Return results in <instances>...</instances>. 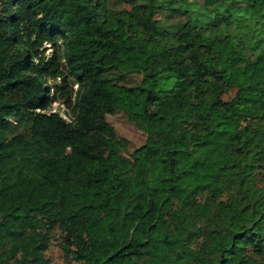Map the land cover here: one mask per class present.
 Segmentation results:
<instances>
[{
  "label": "trees",
  "instance_id": "trees-1",
  "mask_svg": "<svg viewBox=\"0 0 264 264\" xmlns=\"http://www.w3.org/2000/svg\"><path fill=\"white\" fill-rule=\"evenodd\" d=\"M57 234L75 264H264V0H0V264Z\"/></svg>",
  "mask_w": 264,
  "mask_h": 264
},
{
  "label": "rangeland",
  "instance_id": "rangeland-1",
  "mask_svg": "<svg viewBox=\"0 0 264 264\" xmlns=\"http://www.w3.org/2000/svg\"><path fill=\"white\" fill-rule=\"evenodd\" d=\"M156 16L160 17L168 24H171L175 20V17L169 15L165 10L162 9L157 12ZM40 48L45 50V54H50L52 50V47L48 42H45ZM140 77L141 75L139 73H129L124 75L120 81L127 84H134L140 80ZM53 81V78L48 79V83H52ZM57 81H59V79H57ZM49 110H57L66 119L70 118V115L67 112L68 107L66 103L60 99L54 100L50 105ZM107 119L114 125L117 134L125 137L128 140L126 153L131 152L136 146L140 145L144 141L145 134L130 120H128V118L121 111L107 114ZM47 255L51 259V264H75L70 256H68V254H66L59 245L58 234L52 239L49 248L47 249Z\"/></svg>",
  "mask_w": 264,
  "mask_h": 264
}]
</instances>
